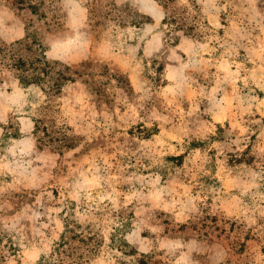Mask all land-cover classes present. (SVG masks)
Listing matches in <instances>:
<instances>
[{"label": "rangeland", "instance_id": "rangeland-1", "mask_svg": "<svg viewBox=\"0 0 264 264\" xmlns=\"http://www.w3.org/2000/svg\"><path fill=\"white\" fill-rule=\"evenodd\" d=\"M46 4L0 0V45L79 70L49 97L0 65V264H264V0Z\"/></svg>", "mask_w": 264, "mask_h": 264}, {"label": "trees", "instance_id": "trees-1", "mask_svg": "<svg viewBox=\"0 0 264 264\" xmlns=\"http://www.w3.org/2000/svg\"><path fill=\"white\" fill-rule=\"evenodd\" d=\"M19 8H30L33 13H43V7H46L47 0H16ZM115 7V8H114ZM113 7V12L116 17L122 18L125 10L116 9ZM112 8V7H111ZM94 13V10H91ZM108 15V14H107ZM164 22H169L171 26L169 30L178 31L185 27L180 24L176 16H166ZM175 25V26H174ZM194 26H190V30H194ZM36 54L26 55L27 52H34ZM0 65H4L11 69L19 83L29 88L31 86H39L43 91L47 92L49 97L63 92L64 87L69 82H75V75L79 70H74L70 65L61 63L59 61H51L48 59L44 45L37 36L33 38L27 37L26 41H17L9 45H0ZM50 104V101H49ZM44 112L42 116L35 117V134L42 144L54 145L55 148L71 147V138L63 133V127H58L55 119L51 118L50 109L48 106H43ZM77 225H81L76 223ZM67 229L71 230L70 223L67 224ZM94 234L82 235L75 233L71 237L63 236L60 242H57L55 251L60 255L59 260H63V253L67 256L78 255L83 259V262L89 261L90 255L97 251L96 244H93ZM69 238L71 241H69ZM77 239L78 242L88 245V248L79 253L78 246H72V240ZM97 241V240H96ZM91 244L92 246H89ZM68 246V247H67ZM68 248V249H67ZM87 254V255H86ZM40 264H58L56 261L45 260Z\"/></svg>", "mask_w": 264, "mask_h": 264}]
</instances>
